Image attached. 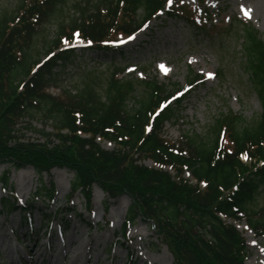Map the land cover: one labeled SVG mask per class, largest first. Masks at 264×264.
<instances>
[{
  "label": "trees",
  "instance_id": "obj_1",
  "mask_svg": "<svg viewBox=\"0 0 264 264\" xmlns=\"http://www.w3.org/2000/svg\"><path fill=\"white\" fill-rule=\"evenodd\" d=\"M169 1L76 0L70 14L68 0H19L14 10L0 14V163L30 165L40 176L67 167L74 172L70 198L81 192L90 201L95 184L109 198L128 195L131 207L123 231L138 220L152 223L174 264H245V238L224 217H245L256 234H264V207L257 204L264 196V39L236 15L221 24L203 8L202 18L192 22L188 8L180 2L172 7ZM161 12L168 18L184 13L196 29L207 17L216 35L241 41L240 66L262 106L256 118L228 110L215 116L206 134L186 130L177 142L166 139L167 122L178 119V107L203 79L191 67L187 92L179 97V84L123 76L126 66L116 65L109 67L102 93L95 72L83 73L76 93L47 91L57 80L54 69L76 54L65 41L79 37L107 54L113 40L134 34ZM52 16L58 17L57 31L43 54L36 46L38 34ZM217 74L223 78L225 72ZM36 115L52 124L51 132L35 130L43 142L26 139L20 127L23 119ZM104 140L115 147L105 149ZM187 171L197 183L184 176ZM42 185L52 199L54 184ZM2 204L8 212L15 207L8 200Z\"/></svg>",
  "mask_w": 264,
  "mask_h": 264
},
{
  "label": "rangeland",
  "instance_id": "obj_2",
  "mask_svg": "<svg viewBox=\"0 0 264 264\" xmlns=\"http://www.w3.org/2000/svg\"><path fill=\"white\" fill-rule=\"evenodd\" d=\"M75 1L67 2L66 6L71 7L70 14L74 12L71 5ZM18 2L19 0H0V14L6 10H14ZM181 2L183 4L180 5L188 8L187 14L190 15L192 22H195L196 18H202L203 8L213 9L220 14L221 24L227 22L230 16L238 15L245 22L255 26L264 39V7L258 6L254 0H181ZM182 14L183 17L180 18L161 16L140 31L141 35L137 41L127 42L129 38L120 39L117 42L120 50L114 49L109 54L103 55L90 48L87 49L91 43L77 39L74 44H87L86 49L77 47L76 54L70 61L54 69L57 80L48 86L47 91L56 96L65 90L76 93L82 86L83 73L95 72L101 77L98 88L102 93L105 87L104 78L110 72L111 65L128 66L123 76L134 77L137 80L155 76L161 82L176 83L182 88L188 82L190 66L205 79L182 101L178 107V119L166 124L164 128L166 139L177 142L186 130L206 134L215 116L228 110L250 121L256 118L262 111V106L240 66L241 41H238L234 35H216L215 28L209 27L207 17L203 18L202 28L196 29L187 22L185 14ZM57 24L58 17L52 16L44 26L40 27L36 46L43 54L45 48L43 46L47 40L56 35ZM221 69L224 70L225 75L223 78H218L214 73ZM20 127L26 139L42 142L45 139L35 130L45 128V131H53L52 124L41 115H36L31 121L28 118L23 119ZM101 145L105 149L115 147L110 141H103ZM145 164L153 166L154 163L146 160ZM28 167H32L35 172L25 175ZM5 178H8V185L5 184ZM73 180L74 172L66 167H55L49 173L44 172L43 176H40L33 166L17 168L10 163H0V210H2L0 264H14L11 258V255H14L11 252V245L18 254L23 255L24 248L28 245L35 249H40L47 243L52 246L53 243L59 242L60 237L68 239L70 234H74L80 242L96 238L97 250L93 251L92 255H88L91 257L90 264H93L98 252H101V260L98 264H125L127 246L130 247L134 264H143L142 257L137 258L138 253L147 257L150 262L152 259L156 260V264H170L172 261L174 263L168 246L163 243L152 223L148 221H136L129 228L127 237L121 236L120 240H117L118 233L122 231L129 216L131 198L128 195L109 198L103 189L95 184L92 187L90 201L80 192L70 199ZM42 182L49 186L54 183L53 200L44 195ZM3 199L11 202L15 200L16 205L19 206L32 204L44 208L47 214L56 211L57 217H51V231L49 229L48 236L40 240L38 245L35 244L36 237L31 243L23 235L20 236L21 240L17 239L18 235L14 233V229L17 228L21 232L27 228L19 225L21 218L18 211H15L16 207L9 215L6 214V209L1 205ZM257 204L258 208L264 207V196L259 197ZM60 217H64L69 222L68 225L65 224L67 227L58 222ZM32 219V226L39 224L38 210L32 214ZM227 222L236 225L247 241L249 255L245 263L264 264V235L258 236L251 231L247 227L245 218L227 219ZM44 223L47 224V220ZM136 230H139L142 239L138 238L139 234H135L131 240L130 236ZM8 250L11 252L9 257ZM82 251L83 256L77 264H84L82 259L87 258L86 248L79 249L78 253Z\"/></svg>",
  "mask_w": 264,
  "mask_h": 264
},
{
  "label": "bare ground",
  "instance_id": "obj_3",
  "mask_svg": "<svg viewBox=\"0 0 264 264\" xmlns=\"http://www.w3.org/2000/svg\"><path fill=\"white\" fill-rule=\"evenodd\" d=\"M256 1V4L258 6H262L264 7V0H254ZM141 32L136 33L135 35H133L132 37H130L127 42H135L140 38ZM34 169L32 167H28V169L25 172V175H29L31 173H34ZM123 198H128L127 196H123ZM115 234V230L113 232V235ZM135 234H139L138 238L142 239V236L139 232V230H136L132 236H130V239L132 240L133 236ZM252 234V232H251ZM253 236V234H252ZM147 237H149V235H147ZM254 237V236H253ZM59 242L53 243V245L51 246V244H49V246H45L38 249H33V254L34 257H32V260L35 262L37 261H42V262H47V264H77L78 261L81 259V257L83 256V251L81 253H78V250L81 248H86V252H87V258L82 259V262L84 264H90L91 261V257L88 256L89 254L92 255L93 251L97 250L98 247V241L96 240V238H89V240H87L86 242H80L79 238H75L74 234H70L68 236V239H63L62 237H60L58 239ZM139 246V245H138ZM137 248L139 249L140 246ZM74 247V249H72ZM127 248L129 249L130 247L127 246ZM9 249V248H8ZM11 252L14 253V255H11L12 261H19L18 256H17V250L15 249V247L13 245H11ZM9 250L7 251L8 257L10 256L11 253ZM25 255V254H23ZM142 257V263L143 264H156V260L152 259L151 262L148 261L147 257L142 256L141 253H138L137 258ZM101 260V252H98L96 254V258L93 262V264H98V262H100ZM170 264H173V261L170 262Z\"/></svg>",
  "mask_w": 264,
  "mask_h": 264
}]
</instances>
